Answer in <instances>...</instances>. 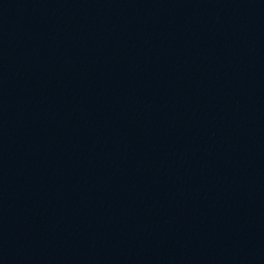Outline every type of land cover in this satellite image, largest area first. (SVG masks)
<instances>
[{"label": "water", "instance_id": "obj_1", "mask_svg": "<svg viewBox=\"0 0 264 264\" xmlns=\"http://www.w3.org/2000/svg\"><path fill=\"white\" fill-rule=\"evenodd\" d=\"M0 264H264V0H0Z\"/></svg>", "mask_w": 264, "mask_h": 264}]
</instances>
